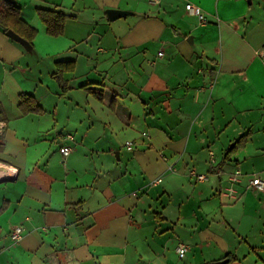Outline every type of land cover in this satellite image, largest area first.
Instances as JSON below:
<instances>
[{
    "label": "crops",
    "instance_id": "crops-1",
    "mask_svg": "<svg viewBox=\"0 0 264 264\" xmlns=\"http://www.w3.org/2000/svg\"><path fill=\"white\" fill-rule=\"evenodd\" d=\"M14 1L35 35L0 28V264H264V0Z\"/></svg>",
    "mask_w": 264,
    "mask_h": 264
},
{
    "label": "trees",
    "instance_id": "trees-1",
    "mask_svg": "<svg viewBox=\"0 0 264 264\" xmlns=\"http://www.w3.org/2000/svg\"><path fill=\"white\" fill-rule=\"evenodd\" d=\"M36 12L45 26L47 34L50 36H59L63 33L64 24L68 18L67 15L61 11L40 8L36 9ZM0 28L4 33L12 30L32 45L35 31L21 20L20 10L16 2L10 3L5 0H0ZM59 66L72 69V63L59 64ZM19 107L24 114L39 110L35 101L29 95L20 96ZM224 259H227L226 264H229L233 258L227 254L222 260Z\"/></svg>",
    "mask_w": 264,
    "mask_h": 264
},
{
    "label": "built area",
    "instance_id": "built-area-1",
    "mask_svg": "<svg viewBox=\"0 0 264 264\" xmlns=\"http://www.w3.org/2000/svg\"><path fill=\"white\" fill-rule=\"evenodd\" d=\"M185 9L188 11L189 14L196 16L201 23L207 22L206 17L202 14L199 7L191 5V4H187L185 5ZM4 127H5V123L3 121H0V138L3 134ZM142 135L145 136L146 134L142 133ZM67 138L71 139L70 136H67ZM134 145L135 143L132 141H128L125 143V147L129 151H131L134 148ZM59 151L63 156H67L70 152V149L68 147H61ZM188 174L190 177L194 178L198 182L204 181L206 179L205 175L196 174L194 171H189ZM239 175H240L239 171H236L234 174H232L229 177L230 182L236 183L238 181ZM17 176H18L17 168L12 167L10 165L0 163V183L5 182V181H14L17 178ZM160 182H161V179L157 178L152 182V185L154 186ZM246 188L256 189V190L261 191L264 188V180L260 176H254L250 179ZM227 191L230 194L233 192L231 189H228ZM22 236H23L22 227L18 226L12 229L10 238L13 242L19 241L22 238ZM186 251H187L186 246H184L183 244H180L177 248L178 257L183 258Z\"/></svg>",
    "mask_w": 264,
    "mask_h": 264
},
{
    "label": "water",
    "instance_id": "water-1",
    "mask_svg": "<svg viewBox=\"0 0 264 264\" xmlns=\"http://www.w3.org/2000/svg\"><path fill=\"white\" fill-rule=\"evenodd\" d=\"M5 1L10 2V3H15L14 0H5ZM247 2L250 3L251 0H247ZM106 14H107V17L110 21H114V20H117L119 18L125 17V16L129 15L130 13L128 11L109 9L106 11ZM5 34L8 38L15 41L19 45H21L25 49V51H27V52L31 51V48H32L31 45L25 39L21 38L19 35H17L12 30H8ZM227 261H228L227 259H224V260H220V261L210 262L207 264H226Z\"/></svg>",
    "mask_w": 264,
    "mask_h": 264
}]
</instances>
